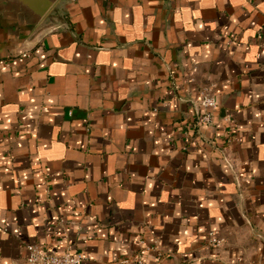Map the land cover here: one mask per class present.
Instances as JSON below:
<instances>
[{"label": "crops", "instance_id": "obj_1", "mask_svg": "<svg viewBox=\"0 0 264 264\" xmlns=\"http://www.w3.org/2000/svg\"><path fill=\"white\" fill-rule=\"evenodd\" d=\"M31 245L264 264V0L0 8V264Z\"/></svg>", "mask_w": 264, "mask_h": 264}, {"label": "built area", "instance_id": "obj_2", "mask_svg": "<svg viewBox=\"0 0 264 264\" xmlns=\"http://www.w3.org/2000/svg\"><path fill=\"white\" fill-rule=\"evenodd\" d=\"M199 104L202 107L201 121L209 124L212 118V109L216 106L213 96L202 95ZM222 239H217L210 234L209 243L212 246H219ZM83 256L80 253H71L68 250L57 251L54 249L28 246L26 264H80ZM135 264H145L142 260H136Z\"/></svg>", "mask_w": 264, "mask_h": 264}, {"label": "water", "instance_id": "obj_3", "mask_svg": "<svg viewBox=\"0 0 264 264\" xmlns=\"http://www.w3.org/2000/svg\"><path fill=\"white\" fill-rule=\"evenodd\" d=\"M55 0H0V8H7L30 26L36 25Z\"/></svg>", "mask_w": 264, "mask_h": 264}]
</instances>
